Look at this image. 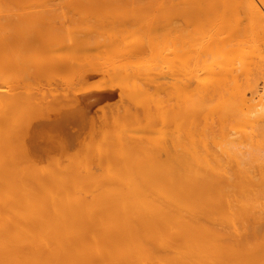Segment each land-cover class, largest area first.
Returning a JSON list of instances; mask_svg holds the SVG:
<instances>
[{
  "label": "bare ground",
  "instance_id": "1",
  "mask_svg": "<svg viewBox=\"0 0 264 264\" xmlns=\"http://www.w3.org/2000/svg\"><path fill=\"white\" fill-rule=\"evenodd\" d=\"M14 1L0 0V264H264V0H207L222 26L214 38L206 0H25L17 14ZM227 13L240 21L234 31ZM83 19L145 32L122 65L107 58L111 79L124 74L118 104L97 117L110 92L71 98L69 85L54 95L55 79L49 94L9 89L17 81L6 89L21 69L92 76L88 53L64 65L32 51L87 46ZM73 22L68 46L54 28ZM249 28L254 57L233 68L216 59L224 46L239 50ZM146 46L159 56L143 64Z\"/></svg>",
  "mask_w": 264,
  "mask_h": 264
},
{
  "label": "rangeland",
  "instance_id": "2",
  "mask_svg": "<svg viewBox=\"0 0 264 264\" xmlns=\"http://www.w3.org/2000/svg\"><path fill=\"white\" fill-rule=\"evenodd\" d=\"M31 2V1H33V0H26V2ZM34 1H36V0H34ZM39 1H42V0H38L37 2H39ZM18 1H14L13 3L11 2V4H10V9H11V11H12V13H18L19 11H21V8H22V2L23 3H25V0H22V1H20V2H18ZM41 3V2H40ZM208 2H207V0H206V3L204 2V4L202 3L201 4V6H202V8L204 7V10H209L210 8L208 7V6H206V4H207ZM205 5V6H204ZM208 5V4H207ZM211 10H209L208 12H210ZM212 12V11H211ZM211 12L209 13V17L211 18V20L213 21V23H212V25H213V27H212V25L210 24L209 26H211L210 28L212 29H210V31L208 32V33H210L211 35L210 36H212L213 37V35H214V33L215 32H217V30H221V28H222V26H221V21H216V17L214 16V14L212 15L211 14ZM245 13H246V10L245 9H243L242 11H241V13H240V16L241 17H245L246 15H245ZM234 13H230V14H226L227 15V17H225L226 19H224L225 20V22L224 23H226V25L224 24L223 26H224V28L225 29H227V31L228 30H233L234 31V29L235 28H237V25H239L240 24V21H239V19H238V16H237V18H235L236 16H234L233 15ZM218 16V15H217ZM1 18V17H0ZM79 20V19H78ZM84 20V19H83ZM245 21H246V18H244V21L241 23V25L244 27V23H245ZM89 22V21H88ZM88 22L87 21H83L82 22V20H81V22L79 23V22H77V23H75V22H73V23H71V24H69V25H64L65 26V28H69V30L71 29V31H70V34H69V30H68V32H66L65 31V29H64V31L63 30H61V29H57V28H54V30H58V31H56L57 33H58V35H56V33L54 32L52 35L54 36V35H56L57 36V38L59 37V38H62V39H64V38H66V35H69V36H67L68 38H66V39H68V41L70 40V38L69 37H71L72 38V36L74 37V35H75V31L77 30V31H79L78 30V28L75 26V28L73 27V25L72 24H76L77 26L78 25H81V27H82V24H84V23H86V27L88 26L87 24H88ZM138 22H140V21H138ZM211 22V21H210ZM237 22H239V24H237ZM79 23V24H78ZM93 23V22H92ZM92 23H90L89 22V25L91 26V30H93V32H92V34L91 35H89L90 34V32L88 33V31H87V29H83V28H81L80 30V34H79V32H77L76 31V33L77 34H79L78 36H81V34L82 33H84V35L85 34H87L88 36H90V37H88V45H89V48L90 49H93V51H91V52H88L84 47H87V46H73V49H72V47H68V48H66L65 49V47H64V49H62V50H57V51H52V52H54V54H55V52H56V54L55 55H53V53H49V55H51V56H44V54H43V57L41 56L42 55V52H39V50L40 49H38L37 47V50L36 49H34V50H32L33 52L34 51H36V57H37V62H45V61H47L48 59V61H50L52 58L51 57H53L54 56V58L50 61V62H55V56H57L58 58H57V63L59 64H62L61 62H63V64L65 65V63L67 62V61H71V59L73 58V56H75L76 58H74L75 60L77 59V56L76 55H78L79 54V56H80V54L81 55H85V54H87L88 53V57L90 56V53H91V58H89L88 59V57H87V60L86 59H84V58H82L83 56H80L78 59H80L81 58V60L83 59V60H86L85 61V63L86 62H89L91 59L93 60H91L92 61V64L94 63V65H92V66H94V67H101V69H97L96 68V71H92V69H95V68H93L92 66H91V63H89L90 65H89V67H91V68H89V73H93V75L91 76L90 74L89 75H87V77L86 76H84L83 75V72H81L82 74H80V70L78 71L79 73H75V69L76 68H71V69H63L64 71H59V72H57V73H55L54 74V71L55 70H53V73L51 72V70L49 71V72H51V73H48L47 71V74H45V72L44 73H39L37 76L36 75H34V76H36V77H34V76H31V75H29V73L27 74L26 73V71H25V69H24V72L22 71L23 69H21V73L18 71V72H16V73H13V72H10L9 73V75H8V77H9V79H10V81H8L7 82V84L8 85H10V82L11 83H13V82H15V81H17L18 83H13L14 85H12V87H11V85L10 86H6V89L8 90V88L9 87H11V88H9V89H12V90H20V92H21V90H23L22 92H25V90L27 91H30V90H32V91H35V92H38V91H40L41 89L40 88H42V86H44L43 87V90L44 89H46L47 88V90L50 88V84H49V82H47L49 79H55L56 81H55V83L56 82H58V85H56L55 83L52 85L53 87L54 86H57V87H54L55 88V90H56V92L58 91V93H54V91H51V93H53L54 95H58L59 94V92L60 91H62L61 93H63V91L64 90H71L72 91V89L74 90V91H72L71 93L73 94H71L72 96H70L71 98L74 96V94L78 91H82V90H100L101 89V92L102 91H104V90H106V91H104V92H110L111 93V96L110 97H106L104 100H102V101H100V103H98V104H96V105H94V108L92 109V112L91 113H94L95 114V116H97V117H100L102 114L100 113V110L104 107V106H106V105H111V103H112V105L113 104H118L117 102H120L119 100L121 99L120 97H121V93H124V91L123 92H121L122 91V88H124L125 87V79H124V74H123V70H122V72L121 71H117V72H120V73H122V80L120 79V78H113V79H111V76L109 77L108 76V74H109V72H107V73H105V69H106V65H108V62H110V60L108 59V61H107V58H108V56L109 57H111V55L113 56V58L114 57H118L119 58V60L120 61H122L123 59H122V57L124 56L123 54H124V51L126 52V49H125V47H126V45H129L130 47H132V46H134L135 45V47H136V45L138 46V44H140V46L142 45V43H143V49H144V46L146 45L145 43H146V37H144V36H146L145 35V32L144 31H142L141 29H139L140 27H138V25H141L140 23L138 24V23H136V24H138V25H134L133 27H130V24L128 25V27H126V25H124V24H121V25H118L117 24V26L115 27H112V25H106V26H108V27H102L103 25L101 24V28L103 29H101L100 28V26L98 25V24H92ZM106 23V22H105ZM117 23H120V22H117ZM121 23H123V22H121ZM132 24H135L134 23V21L133 22H131ZM115 24V23H114ZM131 24V25H132ZM237 24V25H236ZM85 25V24H84ZM214 25H216V26H214ZM240 25V26H241ZM111 26V28H109ZM241 26V27H242ZM80 27V26H79ZM124 27H126V28H128L127 30L129 31H127L128 33H130V35H126V33H125V36H127V38L126 39H124V30H126V28H124ZM129 27H130V29H131V31H130V29H129ZM208 27V26H207ZM219 28V29H215V28ZM235 27V28H234ZM67 28V29H68ZM115 28V29H114ZM214 28V29H213ZM110 29V30H109ZM209 29V28H208ZM53 30V31H54ZM101 30V31H100ZM109 30V31H108ZM144 33H142L141 31ZM214 30V31H213ZM216 30V31H215ZM236 30V29H235ZM85 32H87V33H85ZM255 33H257V30L256 29H253V28H249L248 29V37L249 38H247L246 40L247 41H245L244 43H242L240 46H238V48H239V50H233L232 49V45H227V46H224L223 48L225 49H221L220 51H221V53H220V51H218V53H216V54H218V56L216 57V59H219V60H222V56H223V63H224V61L226 62V64L224 63V65L226 66L227 64V67L229 66V67H231V68H233L235 65H240V64H243L246 60H249L250 58H252V57H254L256 54L255 53H257V52H255V53H253V50L255 49L256 50V48H258V47H256L257 45H256V42L254 41L255 40ZM65 35V36H64ZM71 35V36H70ZM83 35V34H82ZM215 35H216V33H215ZM226 35V34H225ZM56 36H54V38L56 37ZM76 36V35H75ZM86 37V36H85ZM117 37V38H116ZM214 38V37H213ZM66 39H64L65 40V42L67 41ZM90 39V40H89ZM92 39V40H91ZM103 40L104 41H106V42H104V43H102L103 42ZM145 40V41H144ZM67 41V42H68ZM92 41V42H91ZM109 41V42H108ZM145 43H144V42ZM67 42L66 43H64V44H67ZM92 43V44H91ZM110 43V44H109ZM91 44V45H90ZM145 44V45H144ZM72 45V43L70 44V41H69V45L68 46H71ZM132 45V46H131ZM156 45V44H155ZM65 46H67V45H65ZM157 46V45H156ZM159 46H161V45H159ZM75 47V48H74ZM105 49H104V48ZM147 48H145V49H147L146 50V52H144L143 51V56L140 54V55H138L137 57H135L134 58V60L136 61V58H137V60L139 61V56H142V57H140V60L142 61V63L144 62H148V59H146V58H144V56L146 55L145 53H147V55L145 56V57H149L150 55H151V59H149V61L150 60H152V61H155V58L157 59V57L159 56L158 55V50H157V48H155L154 46V48L155 49H153V52L151 53V51L152 50H150L151 49V47H150V49H149V47L148 46H146ZM171 47V46H170ZM88 48V47H87ZM159 48V47H158ZM30 49H28V51H29ZM85 50L87 51V52H85ZM149 50V53L147 52ZM155 50H156V52H155ZM224 50V51H223ZM257 50H259V49H257ZM30 52L29 51V53H33V52ZM107 51V52H106ZM260 51H262L261 49H260ZM23 52L25 53V50H23ZM83 52H85V53H83ZM111 52V53H110ZM263 52H264V49H263ZM35 53V52H34ZM33 53V54H34ZM155 55H157V56H155L154 57V54ZM220 53V54H219ZM26 54V53H25ZM39 54V55H38ZM110 54V55H109ZM148 54H149V56H148ZM255 54V55H254ZM46 55V54H45ZM125 56H126V53H125ZM125 56H124V58H125ZM39 57V58H38ZM44 57H45V59H44ZM69 57H70V59H69ZM72 57V58H71ZM85 57V56H84ZM85 57V58H86ZM34 58H35V55H34ZM59 58H60V60H59ZM36 59V58H35ZM69 59V60H68ZM115 59V58H114ZM113 59V60H114ZM117 59V58H116ZM216 59L214 60V58H210L209 60L210 61H212V64H211V62H210V64L212 65V68L213 69H219V65H220V61L219 62H216ZM61 60H63V61H61ZM67 60V61H66ZM82 60V61H83ZM89 60V61H88ZM104 60H106V61H104ZM112 60V58H111V61H113ZM119 60L118 61H116V60H114L115 62H118V64L120 63L119 62ZM66 61V62H65ZM76 61H78V60H76ZM113 61V62H114ZM137 61V64H139V66H140V64H141V66H142V63H139ZM26 62L28 63V60H26ZM50 62H48V63H50ZM65 62V63H64ZM72 62H74L73 60H72ZM72 62H71V64H72ZM79 62H81V61H79ZM105 62H107V63H105ZM123 62H124V60L122 61V63H120L121 65L123 64ZM56 63V62H55ZM104 63H105V65H104ZM110 63H112V62H110ZM143 63V64H144ZM218 63V64H217ZM221 63H222V61H221ZM57 64V65H58ZM67 64V63H66ZM207 64H209V63H207ZM23 65H24V63H23ZM28 65V64H27ZM52 65H54V64H52ZM56 65V64H55ZM66 66H68V65H66ZM121 67H123V66H121ZM23 68V67H22ZM70 68V67H69ZM108 68V67H107ZM124 69V68H123ZM165 69V68H164ZM77 70V69H76ZM118 70V69H117ZM120 70V69H119ZM166 70H167V68H166ZM201 70V69H200ZM199 70V72H201V73H205V72H208L210 69H209V67H206V66H203L202 67V70L200 71ZM19 73V74H18ZM25 73V74H24ZM116 73V72H115ZM14 74V75H13ZM20 74H24V75H22L23 76V78H21L22 79V81L20 80V81H18V77L17 76H15V75H19V78H20ZM80 74V75H79ZM111 74V73H110ZM25 75H26V79L24 78L25 77ZM29 75V76H28ZM84 76V78H82L83 76ZM112 75V74H111ZM116 75V74H115ZM120 74H118V76H119ZM79 76H81V78L83 79V80H81V78L79 77ZM89 76V77H88ZM113 76V75H112ZM117 76V75H116ZM12 77H14V78H12ZM34 77V78H33ZM55 77V78H54ZM114 77V76H113ZM12 78V79H11ZM17 78V79H16ZM28 78V79H27ZM121 80V81H120ZM50 81V80H49ZM20 82V83H19ZM24 82H26V83H24ZM53 82H54V80H53ZM52 82V83H53ZM120 82H122L121 84H123L124 86H122V85H120ZM46 83H48L49 85L47 86V85H45ZM16 84H18V85H16ZM69 85H71L70 87L72 88V89H70V87H69ZM262 85H264L263 84V82H261L260 81V87H261V90H260V94H263V92H264V90L262 89L263 87H262ZM21 88H20V87ZM37 86H40V87H36ZM120 86H122V88H120ZM0 87H2L1 86V84H0ZM32 87H33V89H32ZM52 87V88H53ZM13 88H17V89H13ZM27 88H30V89H27ZM35 88V89H34ZM38 88L40 89V90H38ZM58 88V89H57ZM64 88V89H63ZM69 88V89H68ZM75 89L77 90V91H75ZM81 89V90H80ZM12 90H10V91H12ZM46 90V91H47ZM121 90V91H120ZM124 90V89H123ZM45 91V90H44ZM19 92V91H18ZM48 93L47 94H49V90L47 91ZM65 93L67 92H70V91H64ZM75 92V93H74ZM77 92V93H78ZM121 92V93H120ZM40 93H42V92H39V94ZM77 93H76V95H77ZM79 94V93H78ZM121 94V95H120ZM60 95V94H59ZM75 95V96H76ZM247 95L248 96H250L251 94L248 92L247 93ZM123 96V95H122ZM74 98V97H73ZM67 105H70V104H72V103H66ZM73 104H74V102H73ZM56 139H58V138H56ZM59 140V139H58Z\"/></svg>",
  "mask_w": 264,
  "mask_h": 264
}]
</instances>
